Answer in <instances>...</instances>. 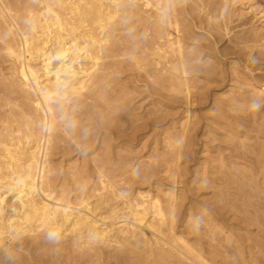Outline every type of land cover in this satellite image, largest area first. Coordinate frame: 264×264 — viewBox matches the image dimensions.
Returning a JSON list of instances; mask_svg holds the SVG:
<instances>
[{
  "label": "rangeland",
  "instance_id": "obj_1",
  "mask_svg": "<svg viewBox=\"0 0 264 264\" xmlns=\"http://www.w3.org/2000/svg\"><path fill=\"white\" fill-rule=\"evenodd\" d=\"M45 1L0 0V159L4 144L47 129L7 50ZM123 1L89 88L53 103L44 188L74 208L89 199L117 228L145 194L170 231L153 234L151 212L117 242L67 231L54 244L40 229L9 244L4 264H264V107L248 110L264 102V0Z\"/></svg>",
  "mask_w": 264,
  "mask_h": 264
},
{
  "label": "bare ground",
  "instance_id": "obj_2",
  "mask_svg": "<svg viewBox=\"0 0 264 264\" xmlns=\"http://www.w3.org/2000/svg\"><path fill=\"white\" fill-rule=\"evenodd\" d=\"M143 1L146 6L151 5L152 1L159 5V0ZM122 2L124 1H45L41 3L42 9L37 13V20L31 30L25 33L22 31V44L7 49L13 62L19 64L17 74L24 87L30 89L29 92L34 89L37 95L35 107L37 112L43 115L42 122L47 124V129L45 133H40L39 138L35 134L30 136L31 132L29 135H23L21 139L25 142L22 146L17 142L4 144L2 147L0 264L7 260L5 258L9 252V244L25 240L40 229L62 234L68 231L74 234V237L84 239L86 245L117 242L118 239L129 240L130 237H135L137 228L142 229L148 223L146 218L150 212L152 220H148L149 224L146 226L153 234L162 236L164 231L161 233V228L166 226L170 229L160 201L151 200L145 194L139 193V197L134 201L127 200L126 213L131 225L124 222L129 226L124 224V227H119L117 224V228L113 225L105 227V222L103 225L99 224V218L94 214L96 209L90 207L89 199L83 198L80 200V208H74L72 203L57 199L52 192L45 191L44 188L50 172L48 155L52 133L56 130V111L54 112L53 103L67 104L70 98L82 96L89 88L100 69L102 48L108 38L107 25L118 15ZM176 50L180 55L179 45ZM159 51L162 52L161 58L167 55L165 51ZM82 59L87 62L84 66L81 64ZM172 200L170 208L173 211L175 201ZM9 201L12 202L11 205H8ZM100 220L103 222V219ZM163 237L164 235L162 239ZM152 244L154 245L153 242ZM157 250L158 248L155 252Z\"/></svg>",
  "mask_w": 264,
  "mask_h": 264
},
{
  "label": "clouds",
  "instance_id": "obj_3",
  "mask_svg": "<svg viewBox=\"0 0 264 264\" xmlns=\"http://www.w3.org/2000/svg\"><path fill=\"white\" fill-rule=\"evenodd\" d=\"M261 107H264V102L259 99H253L249 104L248 110L259 111ZM194 226L199 227V218L196 219V223ZM47 239L54 244H58L60 241V233L58 231L49 232L47 234Z\"/></svg>",
  "mask_w": 264,
  "mask_h": 264
}]
</instances>
